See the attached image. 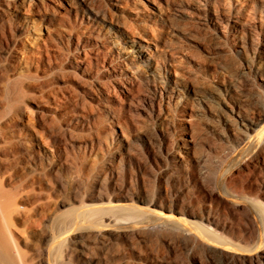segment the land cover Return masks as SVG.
<instances>
[{
	"label": "rangeland",
	"instance_id": "rangeland-1",
	"mask_svg": "<svg viewBox=\"0 0 264 264\" xmlns=\"http://www.w3.org/2000/svg\"><path fill=\"white\" fill-rule=\"evenodd\" d=\"M85 2L0 0V190L24 264H264V130L260 153L239 144L229 106L264 114V0ZM108 200L138 214L89 217Z\"/></svg>",
	"mask_w": 264,
	"mask_h": 264
},
{
	"label": "bare ground",
	"instance_id": "bare-ground-1",
	"mask_svg": "<svg viewBox=\"0 0 264 264\" xmlns=\"http://www.w3.org/2000/svg\"><path fill=\"white\" fill-rule=\"evenodd\" d=\"M77 1V0H76ZM118 1V0H116ZM79 2L83 5L84 9H87L88 11H91L92 10V6H88V4H86L85 0H79ZM78 3V2H77ZM114 3V2H113ZM69 7V6H68ZM82 7V6H80ZM47 10V9H46ZM80 10V9H79ZM96 10V8H95ZM97 13L99 15H101V17L104 19V17L106 16L105 15V11L104 9H101L100 10H96ZM46 13V12H45ZM84 14V13H83ZM94 15H96L94 13ZM97 16V15H96ZM241 22V21H240ZM130 24V23H129ZM240 24V23H239ZM123 25V24H122ZM84 26V25H83ZM125 29V28H124ZM128 30V29H127ZM120 32V31H119ZM95 33V32H94ZM120 37V36H119ZM131 37V36H130ZM117 40V39H116ZM115 40V41H116ZM138 41V40H137ZM113 42V41H112ZM118 42V41H116ZM145 44V43H144ZM88 47V46H87ZM134 47V46H133ZM99 48V47H98ZM101 48V47H100ZM135 49L134 50V55L132 54L130 57L127 58V62H125L124 64L128 65L131 69L133 68H136L138 63L140 61H142L143 59H145L146 55L149 53H147V51L149 50V46H145L141 43H137L135 45ZM91 50V49H90ZM100 49H96L94 51L99 52ZM84 51V50H83ZM101 51V50H100ZM133 51V50H132ZM90 52V51H89ZM85 54V52H84ZM88 54V53H87ZM86 54V55H87ZM85 55V56H86ZM99 55V54H98ZM93 56V55H92ZM79 57V56H78ZM91 57V56H89ZM80 60V59H79ZM82 61V60H81ZM147 62V61H146ZM102 64V63H101ZM80 67V66H79ZM115 70V69H114ZM116 71V70H115ZM256 71V70H255ZM86 72V71H85ZM263 72V71H262ZM90 73V72H89ZM141 73V72H140ZM143 73V72H142ZM142 75V74H141ZM117 76V75H116ZM129 76V75H128ZM132 77V76H131ZM131 77H128V80H127V84L125 86V83H120V88H118L120 90L121 95H123V97L127 100L128 98L130 99L131 96V92H132V86H133V79ZM130 78V79H129ZM108 79V78H107ZM118 79V78H117ZM239 80V79H238ZM117 82V81H116ZM262 83V82H261ZM111 86V85H110ZM104 87V86H103ZM106 89V88H105ZM101 90V89H100ZM99 90V91H100ZM113 90V89H112ZM115 90V89H114ZM101 92V91H100ZM114 92V91H113ZM120 94V93H119ZM240 94V93H239ZM107 95V94H105ZM116 95V93H115ZM118 95V93H117ZM103 96V95H102ZM114 96V95H113ZM238 96V95H237ZM236 96V97H237ZM117 99V98H116ZM250 100V99H249ZM121 101H123V99H121ZM120 101V102H121ZM106 103V102H105ZM230 106V110L232 113H234V115H236L238 118H239V121L238 123L241 125H239L241 128L239 129L238 131V142L239 144H243V146L245 145H249V146H255L256 148L259 149V153L260 151L262 150V143L260 141V137L262 134H263V130H264V121L261 122V118L264 117V114H258L256 117L254 116H250L248 113H246V111L244 112V109L242 108V106L240 105V103H233V104H229ZM261 110V109H260ZM252 111V110H251ZM264 111V110H263ZM229 120V119H228ZM232 120V119H231ZM235 120V119H234ZM230 121V120H229ZM233 121V120H232ZM236 124V123H234ZM233 124V126H234ZM233 128V127H232ZM237 129V127H235ZM238 130V129H237ZM236 132V131H235ZM264 141V140H263ZM242 146V147H243ZM231 149V148H230ZM237 149V148H236ZM247 151V150H246ZM235 152V151H234ZM232 193V192H231ZM233 194V193H232ZM13 197V196H12ZM11 198V197H10ZM9 197H7L4 193H2V191L0 190V264H24V255L21 253L18 245H17V242L15 241V239L13 238L11 232L9 231V223H10V220H11V217L13 216L12 213L17 209L16 208V201L17 199L15 197L11 198L10 199ZM107 203V202H106ZM105 203V204H106ZM130 203V202H129ZM129 203H122V202H111L108 200V203L106 204V206L103 207L100 206V207H94L92 206V208H90L91 206L90 205H87L89 207L87 211V213L89 214V217L90 216H94L96 218L100 216H102V214H107L108 213H115L117 211V213L119 214L120 217L122 218H129V217H132V216H136L138 213L136 211V209L134 208V204L131 205ZM104 204V203H103ZM84 205V204H83ZM130 206H132L133 210H131ZM83 207H86V206H83ZM142 208V207H141ZM87 209V208H86ZM89 211V212H88ZM120 211V213L118 212ZM153 211V210H151ZM73 213V212H72ZM116 213V214H117ZM85 214V213H84ZM111 215V214H110ZM115 215V214H114ZM113 215V216H114ZM152 215H158V216H161V218L166 221V222H169V223H172L171 220L173 221H176L175 224H181V222H191V221H188L186 220L184 217H172V214H162L160 212H157L156 211H153V214ZM67 216H71V212L67 211L65 216L67 218ZM106 216V215H105ZM109 216V215H108ZM88 217V216H87ZM264 217V216H263ZM61 218V217H60ZM95 218V219H96ZM100 218V217H99ZM110 218V217H109ZM114 218V217H113ZM118 218V217H117ZM159 217H157L158 219ZM68 219V218H67ZM111 219V218H110ZM155 219V220H157ZM206 221L210 222L211 219L210 217H206L205 218ZM61 220V219H60ZM123 220V219H121ZM154 220V221H155ZM264 220V219H263ZM63 221V218L61 220V222ZM115 221V219H114ZM60 222V223H61ZM160 222V221H159ZM163 221H161L160 223L162 224ZM264 222V221H263ZM58 223H59V220H58ZM117 223V222H116ZM158 223V222H157ZM165 223V222H164ZM144 224V223H143ZM192 225L191 228H193V230H195V234H197L196 236H201L202 238H206L208 237V240L209 239H212L213 240H218V234L216 231L214 230H211L209 229V226L208 225H205V224H200L199 222H196V221H193L190 223ZM155 225V224H154ZM153 225V226H154ZM158 225V224H157ZM168 225V224H167ZM164 226V225H163ZM189 226V225H188ZM146 227V226H145ZM171 227V226H170ZM149 228V227H148ZM152 228V227H151ZM186 228V227H185ZM190 231V230H188ZM221 237V236H219ZM220 239V238H219ZM222 240H220L221 242ZM215 243V241H212L211 243ZM219 242V240H218ZM213 243V244H214ZM218 244V243H216ZM214 244V245H216ZM221 245L224 244V242L222 241V243H220ZM226 244V243H225ZM219 245V246H221ZM226 246H224V248H230V245L229 244H226ZM240 245V244H239ZM218 246V245H217ZM218 246V247H219ZM241 247V246H239ZM238 248V246H237ZM220 249V247L218 248ZM222 250H224L223 248H221ZM220 249V250H221ZM67 250V249H65ZM233 250V249H232ZM225 251V250H224ZM67 253V252H66ZM224 258V257H223Z\"/></svg>",
	"mask_w": 264,
	"mask_h": 264
}]
</instances>
